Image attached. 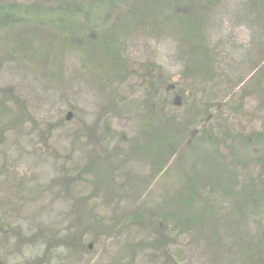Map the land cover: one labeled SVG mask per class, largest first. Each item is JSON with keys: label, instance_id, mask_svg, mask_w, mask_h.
<instances>
[{"label": "rangeland", "instance_id": "obj_1", "mask_svg": "<svg viewBox=\"0 0 264 264\" xmlns=\"http://www.w3.org/2000/svg\"><path fill=\"white\" fill-rule=\"evenodd\" d=\"M94 1L0 0V264H264V0Z\"/></svg>", "mask_w": 264, "mask_h": 264}, {"label": "trees", "instance_id": "obj_2", "mask_svg": "<svg viewBox=\"0 0 264 264\" xmlns=\"http://www.w3.org/2000/svg\"><path fill=\"white\" fill-rule=\"evenodd\" d=\"M74 1L75 0H40V3H38V5L39 4L40 5L39 6L37 5L38 7L36 6L35 8H33L36 10L33 11V10L26 9V8L25 9H26V11H29V13L34 12L37 15H42L44 13V9L38 10V9H40L39 7H43V6H41V4L48 3V2H55L57 4H71ZM114 2H115V0H97V1L95 0L94 2H92V4H97V5L102 6V7H108L109 4L114 5L113 4ZM80 6H82V4H80ZM20 9H23V8L17 7V8H14L13 11L19 12ZM0 18H2L1 14H0ZM176 19H177V21L180 20V25L183 27V31L186 35H188V37L193 35L194 32L196 35L195 36V43H190V50H189L190 60L189 61L191 64H189V66L186 67L184 73L182 74V78H184V79H186L187 76H189L191 79H193V78H195V73L197 72L196 70L200 66V64H198V63H203V62L208 61L210 64H216L218 61V54H217L215 49H212L210 47L209 44H207L206 42H203V36H202V33L200 34L199 29L197 30L196 27L189 26V23L186 22L184 19H181V18H176ZM44 20H47L45 18V14L43 16H41L40 18L36 17V19L32 22H34L35 24H43V22L45 23ZM1 21L2 20H0V22ZM114 30L115 29L112 26L111 27H105L103 29V36H102L103 38H102V40H100L98 42L97 45H95V48L98 49L101 53L104 52L106 54L105 58L107 60H110V56L113 54L114 50H116V54H113L116 56L115 61H117V62H120L121 60L125 61V64H121V67H126V69H127V67H128V65L126 64L127 58L124 57V53H123L124 47H123V44L120 42L121 37ZM91 32L92 33H91L90 40L93 38H96L98 36L94 33V30H91ZM80 36L83 37V35H80ZM82 37H80V40L82 39ZM87 37H89V35H87ZM87 42L88 41H82V40L80 41L81 49H84V48H82V46L86 45ZM85 51H87V50H84V52ZM261 60H260L261 61L260 64H264V58H262ZM196 112H198V111H196ZM196 112L195 111L193 112V116L198 115ZM0 122L2 124L3 120H0ZM235 135L236 134L233 135L232 139H238L237 137H239V136L235 137ZM3 137H5V136L3 135L0 138V143H4L6 141H9L8 139L3 138ZM258 137H259V141H260V139L264 140V132H263V134L259 135ZM208 139L211 140V136H209ZM262 187L264 188V186H262ZM33 240H34V238H33ZM32 248L36 249L37 246H32ZM20 252L21 251L19 250L17 253H20ZM8 258H9V256H8Z\"/></svg>", "mask_w": 264, "mask_h": 264}]
</instances>
